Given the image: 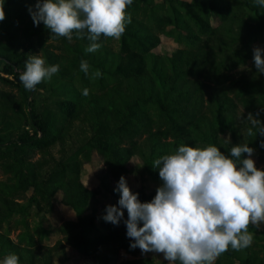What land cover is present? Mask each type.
I'll return each mask as SVG.
<instances>
[{"label":"trees","instance_id":"16d2710c","mask_svg":"<svg viewBox=\"0 0 264 264\" xmlns=\"http://www.w3.org/2000/svg\"><path fill=\"white\" fill-rule=\"evenodd\" d=\"M36 3L0 0L5 12L0 21L1 261L14 254L18 264H55L65 244L92 259L88 264H110L120 248L135 252L124 223L127 210L119 225L105 221L107 205L97 210L101 189L82 181V166L95 151L117 181L131 172L129 162L137 157L136 170L162 182L154 161L181 145L216 146L231 158V147L247 143L264 161V135L247 132L253 127L249 113L257 118L259 112L254 133L264 126V74L253 59L255 42L264 49V6L256 0H133L125 32L119 39L101 35L94 53L85 52L86 35L73 32L69 40L43 22L35 26L29 8ZM213 14L221 18L217 26ZM160 34L183 46L170 54L153 53L147 42ZM32 56L59 71L30 91L19 75ZM82 60L89 64L87 75L80 70ZM251 63V75L236 73ZM97 71L102 75L93 78ZM101 185L121 198L118 185L106 176ZM59 191L76 218L65 219L62 236L46 245L37 236L45 230L40 218L54 210ZM132 192L142 203L156 195L142 187ZM248 231L249 247L229 246L213 264H264V228L250 224ZM118 264L165 263L140 256Z\"/></svg>","mask_w":264,"mask_h":264},{"label":"clouds","instance_id":"9594fccd","mask_svg":"<svg viewBox=\"0 0 264 264\" xmlns=\"http://www.w3.org/2000/svg\"><path fill=\"white\" fill-rule=\"evenodd\" d=\"M132 2L37 0L29 12L35 26L43 22L57 36L71 40L73 32L79 38L86 35L90 43L85 52L94 53L101 47L97 43L101 35L119 39L125 32L126 22L131 23L126 9ZM256 3L264 6V0ZM4 19L0 6V21ZM253 59L257 71L264 74V49L254 48ZM80 70L88 74L87 61H81ZM58 71V65L46 67L43 58L32 56L19 79L31 91ZM101 75L97 71L93 78ZM82 95L88 96L89 90L84 89ZM256 117L251 113L247 116L253 126L247 129L249 136L264 135V126L253 132L260 124L259 112ZM253 153L247 143L231 147V158L216 146L200 149L181 145L174 154L154 161L153 168L159 171L163 184L151 202H140L139 194H133L121 176L115 189L121 194L118 206H107L104 219L119 225L126 209L127 236L134 241L131 249L162 253L166 260L179 264H213L229 246L235 250L249 247L253 239L249 225L264 223V170L256 167ZM3 264H18V257L9 255Z\"/></svg>","mask_w":264,"mask_h":264},{"label":"rangeland","instance_id":"374dc122","mask_svg":"<svg viewBox=\"0 0 264 264\" xmlns=\"http://www.w3.org/2000/svg\"><path fill=\"white\" fill-rule=\"evenodd\" d=\"M155 1H161V0H155ZM210 20L213 26H217L220 22L219 16L216 14H213L210 16ZM147 45L149 46L150 50L158 55H165L170 54L171 51L174 48L182 47L183 44L178 43L174 41L172 38H167L164 36V34H160L157 37H155L153 40H150L147 42ZM255 48H257V43L255 42ZM254 72V66L253 63L248 65L247 67H241L236 70L237 74H246L251 75V73ZM264 113V112H263ZM262 121L264 123V114L262 117ZM227 137V136H226ZM228 138V137H227ZM259 153L254 152L252 155V159L255 161V165L258 169H260L262 166H264V161L259 160ZM140 164V160L137 157H133L132 160L129 162V169L131 170L130 173L127 175H120L126 178L127 184L130 187L131 191L134 189L142 187L146 192H152L156 191L157 189L162 186L161 181H155L153 178L149 177L146 173L136 170V166ZM102 176H106L108 178L109 182L112 185H118V182L115 178H113L106 167V164L104 163L102 157L98 154L97 151L92 153L91 160L88 163H84L82 166V173L81 178L83 183L90 187V188H100V193L97 194L98 204H97V210H102V205H118L119 199L114 197L107 189H105L101 185ZM4 179V174L2 170L0 169V180ZM32 190H29L28 192H23L21 194V199L26 198ZM62 191H59L56 193L54 197V210L50 213H47L45 216H41L40 220L42 219V226L45 229L43 234L38 233V239L41 240L43 244L46 245H53L54 242L62 236L60 225L65 219L68 218H76L74 210L72 207L62 201ZM88 212H91L89 210ZM38 220H34L33 222L36 224ZM260 228H264V223H261ZM0 230H2L0 228ZM20 230H16L15 232H12V237H16L17 232ZM116 258L114 261H112L110 264H118L119 261L123 259H133L134 257H140V256H151L153 260L164 262L165 264H177L175 262H170L164 258V255L162 253H155V252H148V253H142V251L139 248H136L135 252L133 254L125 252L123 249H119L118 253L116 254ZM55 264H88L92 262V259L86 258L81 256L79 252H77L74 248L71 246L65 244L63 249H59L55 254ZM0 264H3V260H0Z\"/></svg>","mask_w":264,"mask_h":264}]
</instances>
